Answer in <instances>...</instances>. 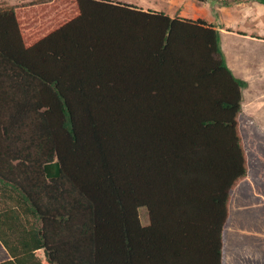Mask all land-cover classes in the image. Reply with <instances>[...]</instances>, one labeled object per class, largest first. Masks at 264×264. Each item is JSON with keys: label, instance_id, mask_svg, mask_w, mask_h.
I'll list each match as a JSON object with an SVG mask.
<instances>
[{"label": "trees", "instance_id": "16d2710c", "mask_svg": "<svg viewBox=\"0 0 264 264\" xmlns=\"http://www.w3.org/2000/svg\"><path fill=\"white\" fill-rule=\"evenodd\" d=\"M74 4L30 44L0 7V264H223L247 83L219 29Z\"/></svg>", "mask_w": 264, "mask_h": 264}, {"label": "rangeland", "instance_id": "374dc122", "mask_svg": "<svg viewBox=\"0 0 264 264\" xmlns=\"http://www.w3.org/2000/svg\"><path fill=\"white\" fill-rule=\"evenodd\" d=\"M0 0V7L13 6L22 38L30 44L77 14L75 0ZM175 17L202 18L221 28L226 57L235 59L248 74L242 90L236 130L244 155L245 174L230 190L229 222L224 230L223 264H264V4L259 0H113ZM226 30H232L227 31ZM233 32V33H232ZM246 33L248 38H242ZM237 33L240 36H236ZM147 224L144 209L138 210Z\"/></svg>", "mask_w": 264, "mask_h": 264}, {"label": "crops", "instance_id": "0c3cea01", "mask_svg": "<svg viewBox=\"0 0 264 264\" xmlns=\"http://www.w3.org/2000/svg\"><path fill=\"white\" fill-rule=\"evenodd\" d=\"M217 29H219V31H220V44H221V48H222V51L224 53L227 65L229 66V68L231 69L233 74H235V76L245 80L246 83L248 84L249 83L248 74H250V75L253 74V71H251V69H250L249 73L244 71L243 68H241V66H244V65L248 66V65H246L244 63H239L235 59L229 57V53H228V56L226 57V53L224 52L225 48H224V46L221 43V35L223 34V32H222L221 28H217ZM227 31L229 32V31H232V30H226L225 32L227 33ZM248 34H250V33H246L245 32V34L241 35V37L242 38H248ZM236 36H240V35L237 33ZM249 38L250 39L255 38L257 40H260V42H264V39H261L259 37H254V36H252V34H251V37H249ZM242 97H243V95H242ZM8 258H9V254L7 253L6 249L0 243V261L6 260Z\"/></svg>", "mask_w": 264, "mask_h": 264}]
</instances>
